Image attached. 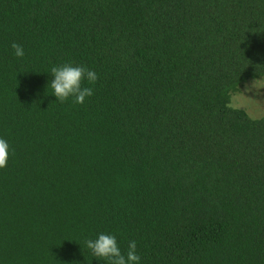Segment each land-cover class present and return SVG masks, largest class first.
<instances>
[{"label": "trees", "instance_id": "trees-1", "mask_svg": "<svg viewBox=\"0 0 264 264\" xmlns=\"http://www.w3.org/2000/svg\"><path fill=\"white\" fill-rule=\"evenodd\" d=\"M24 49L16 57L11 45ZM98 75L61 103L53 66ZM264 0H0V264H264Z\"/></svg>", "mask_w": 264, "mask_h": 264}, {"label": "clouds", "instance_id": "clouds-1", "mask_svg": "<svg viewBox=\"0 0 264 264\" xmlns=\"http://www.w3.org/2000/svg\"><path fill=\"white\" fill-rule=\"evenodd\" d=\"M16 57L24 56L22 45L13 42L11 45ZM50 73L54 79L50 82L52 94L57 97L61 103L67 101L70 97L74 103L83 104L87 97L94 94L93 88L83 86L86 80L89 84H95L98 75L94 70L83 65H74L64 63L59 66H53ZM256 85V81H255ZM10 155V145L8 141L0 137V168L7 166ZM87 247L92 251L93 256L100 260H105L108 264H139L140 256L137 254V245L131 241L128 245V251L125 254L121 252L115 235L101 233L98 238L86 241Z\"/></svg>", "mask_w": 264, "mask_h": 264}, {"label": "rangeland", "instance_id": "rangeland-1", "mask_svg": "<svg viewBox=\"0 0 264 264\" xmlns=\"http://www.w3.org/2000/svg\"><path fill=\"white\" fill-rule=\"evenodd\" d=\"M255 81L244 84L233 96V103L246 109L252 116L260 117L264 115V79Z\"/></svg>", "mask_w": 264, "mask_h": 264}]
</instances>
